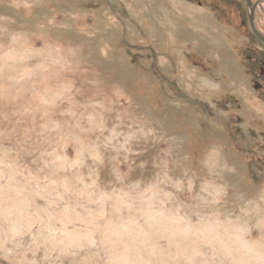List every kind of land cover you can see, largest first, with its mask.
<instances>
[{
    "label": "rangeland",
    "instance_id": "rangeland-1",
    "mask_svg": "<svg viewBox=\"0 0 264 264\" xmlns=\"http://www.w3.org/2000/svg\"><path fill=\"white\" fill-rule=\"evenodd\" d=\"M0 264H264L245 0H0Z\"/></svg>",
    "mask_w": 264,
    "mask_h": 264
},
{
    "label": "water",
    "instance_id": "water-1",
    "mask_svg": "<svg viewBox=\"0 0 264 264\" xmlns=\"http://www.w3.org/2000/svg\"><path fill=\"white\" fill-rule=\"evenodd\" d=\"M246 1V5L248 8V23L250 26V29L252 31V33L254 34V36L261 41L262 43H264V35L261 34L257 28L255 27L254 24V11H255V6L256 3H253L252 0H245Z\"/></svg>",
    "mask_w": 264,
    "mask_h": 264
}]
</instances>
